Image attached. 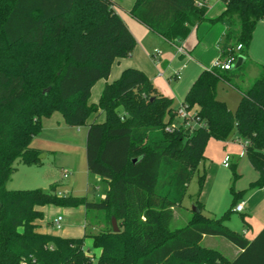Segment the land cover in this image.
<instances>
[{"label":"trees","instance_id":"trees-1","mask_svg":"<svg viewBox=\"0 0 264 264\" xmlns=\"http://www.w3.org/2000/svg\"><path fill=\"white\" fill-rule=\"evenodd\" d=\"M221 1L224 10L210 19L226 26L219 48L225 53L241 44L238 54L245 62L255 25L264 20V0ZM117 6L113 0H0V264H264V226L247 238L225 224L239 193L233 192L220 217L204 215L196 199L189 222L170 226L210 138L242 141L259 174L250 187L263 186L264 66L248 87L238 89L235 111L217 98L216 88L220 80L231 84L239 75L214 67L202 70L180 106L195 109L188 118L193 128H169L180 107L135 67L106 82L97 103H90L94 83L106 79L113 61L130 56L135 45ZM206 10L197 0H135L129 14L173 41L186 38L206 19ZM55 111L70 126L86 125L91 114L104 113L103 121L87 124L85 140L87 169L106 182L102 198L60 196L56 182L46 193L5 187L16 162H42V150L31 141L42 119ZM229 168L237 176L236 164ZM204 179L205 173L199 175L200 189ZM46 204L83 205L85 216L105 215L103 226L90 232L94 225L88 222L80 237L41 232L39 207ZM205 235L224 237L238 253L230 259L202 245ZM88 237L99 249L97 256L85 248Z\"/></svg>","mask_w":264,"mask_h":264},{"label":"rangeland","instance_id":"rangeland-1","mask_svg":"<svg viewBox=\"0 0 264 264\" xmlns=\"http://www.w3.org/2000/svg\"><path fill=\"white\" fill-rule=\"evenodd\" d=\"M120 8L121 6L118 4L116 9ZM253 37L249 51L252 61L250 62L247 59L239 67H232L230 69L235 75H239V78L230 79L232 85L226 83L224 80H220L217 84V98L224 101L232 111H235L240 100V92L238 89L243 90L248 87V83H252L260 74L261 64L264 66V25H261L259 22L256 24ZM222 41L223 35H220L214 44L204 43V45L200 42L199 46L193 51L194 59L201 56V60L198 58L201 63L211 61V64H213L216 58L219 57L216 46L220 47L219 43ZM176 47L177 45H164L161 51L166 52V56H169L168 59H170L176 53ZM194 59L189 57L186 63V65L188 64V70L190 72L193 71V73L195 69L200 67V63ZM159 72V70L155 71L159 78L169 83V81L164 79L162 74L160 75L161 72ZM180 74L181 76L183 75V70L180 71ZM170 83L173 85L175 80L171 79ZM172 98L174 106L176 108L180 107L182 100L176 96ZM94 99L97 98L91 95L90 101H95ZM194 111V108L189 110V115H192ZM54 113L55 115L51 116L44 130H41L35 135L36 137L32 139L31 143L32 146L46 151L47 154L45 153L46 155L43 156L42 163L40 165H22L16 162L15 166H17V170L6 182L5 187L7 189L41 188L47 190L51 183L57 182L58 188L56 191L60 196L72 195L86 196L88 199L99 198L100 194H96L95 191L96 182H99L102 191L106 188V182L98 175L87 170L85 153L86 126L83 125L77 128L64 123L57 126L56 118L60 120L62 115L57 111ZM189 115L181 117L180 114H177L175 120L169 125V128L180 125L193 128L195 122L188 120ZM98 118L104 120V115L100 114ZM185 119L187 120L186 122L183 121ZM209 140L211 142L209 145L208 142L206 144L208 147L204 153L205 159L200 161L197 170L194 171L181 204L175 206L173 209V218L170 223L172 228L183 227L189 222L193 216V207L196 199L202 203V213L204 215L220 217L230 207L233 192L239 193L237 201L240 202L242 200L247 201L250 194H256L260 190L259 187H250V183L255 181L259 174L250 165L245 154L241 155L240 145L227 143L223 149L219 140L214 138H210ZM226 155L230 158L229 166L233 163L236 164L237 176L235 177L232 175L229 166H224L222 163ZM63 172H66L67 175L63 176ZM203 173H205V179L200 189L199 175ZM248 201L254 203L256 209H259L261 203H264V190L262 193H257L251 197ZM83 208V205H79L75 208V213L72 214L70 208L67 207L54 204L42 206V210L44 211L43 230L56 235L80 237L88 230V227L85 228V224L91 222L94 228L90 229V232L97 231L99 227L103 226L105 215L101 212H91L83 216L81 212ZM242 214H245L247 218L249 212L246 208L242 212H236L233 209L225 224L231 230L239 233L249 231L247 235L249 238L251 237V228L247 229L246 226H243ZM57 216L62 217L59 228L54 224ZM201 244L219 250L230 259L238 252L232 243L221 236H207L201 241ZM85 248L90 249L91 253L89 254L92 256H95L92 252L98 249L92 247V239L89 237L86 238Z\"/></svg>","mask_w":264,"mask_h":264},{"label":"crops","instance_id":"crops-1","mask_svg":"<svg viewBox=\"0 0 264 264\" xmlns=\"http://www.w3.org/2000/svg\"><path fill=\"white\" fill-rule=\"evenodd\" d=\"M114 1L121 6V8H120L121 10L116 9V11L121 16V18L123 19V21L127 25L128 29L130 30V32L134 36L135 45L133 47V50H132L130 56L118 58V59H115L113 61L111 68H110V73L106 79L102 78V79L97 80L94 83V85L91 88L90 97H91V95H93L94 98H97V99H94L95 101H90V98H89V102L90 103H97L98 98L100 96V93H101L105 83L111 82L114 79H116L120 75L121 71L127 67H135V68L143 70L147 74V76L150 78V80L152 81V83L154 84V86L157 88V90L159 92H161L162 94H164L170 98L176 96L177 98H179L180 100L183 101L185 94L187 93L188 89L190 88V86L192 85L194 80L197 78L199 73L206 68L212 67L211 61H208V62L204 61L205 63H201L200 62V60L202 59L201 56L196 57L197 59H194L195 57L193 55V51L196 47L199 46L200 42H202V44H204V43L214 44V42L217 40V37H220V35L221 36L223 35V37H224V32L226 30V26L224 25V23L217 22V21L216 22L210 21V19H215L222 13V11L225 8L223 2L221 0H197V1H204L205 5L207 7V10L205 13L206 19L204 21H202L201 23H199L198 25L194 26L186 38L175 39L173 41H169V40L163 38L162 36L158 35L157 33L153 32L152 30L148 29L146 26H144L142 23L137 21L134 17H132L129 14V9L131 8V6L133 5L135 0H114ZM258 22L261 23V25H264L263 19L257 21V23ZM255 27H256V25H255ZM254 30H255V28H254ZM254 30H253V34H252V40L254 38L253 37L254 36ZM252 40H251V43H252ZM251 43H250V45H251ZM164 45H168V46H173V45L176 46L177 45L176 53H174V55L171 56L170 59H168L169 56H166V52L161 51ZM250 45L247 49V56H248L247 59H249L251 62L252 59L250 58V55H249V51L251 49ZM180 47L186 53L181 52L179 50ZM216 47H217V55H220V48L218 46H216ZM155 50H158V54L154 53ZM189 57L193 58L195 61L200 63V67H198V69H195L194 73H193V71L190 72L188 70V64L186 65ZM243 62H244V60H243ZM261 66H263V65L261 64ZM156 70H159L161 72V73L159 72L160 75L162 74L164 79L169 81V83H166V82H164V80L159 78L158 75L155 73ZM182 70H183V75L181 76L180 71H182ZM171 79L175 80V83L173 85L170 83ZM250 84L251 83H248V86ZM100 114L104 115V113L102 111H98V112L93 113L89 116V118L87 119L86 125H85L86 126V133H87V124H90L92 122H101L102 119L98 118V116ZM52 115H55V113H52L49 117L42 119V129H41L42 131L44 130L48 121L51 119ZM91 116H93L92 119H90ZM63 123L66 124L63 120V117L60 120H59V118L58 119L56 118L57 126H60ZM75 127L80 128L81 126H75ZM35 137L36 136H34L32 139H34ZM219 141L221 142L223 149L225 148L227 143H233V144L236 143V144L240 145V147H241V150H240L241 155L245 154V150L243 148L242 141L235 139L234 136H230L225 141H221V140H219ZM210 142L211 141L209 140L208 145ZM31 143H32V141H31ZM208 145H206L204 153L207 151ZM33 147L42 150L39 147H35V146H33ZM45 153H46V151L42 150V152L40 154L41 160H42L43 156H45L47 154V153L46 154ZM204 156H205V154H204ZM40 164H36V165H40ZM22 165H24V164H22ZM259 188H260V190L258 192H256V194L260 193V192L262 193V191L264 190V184L262 187H259ZM105 189L106 188H104V190L102 191V187L99 186V182H96L95 191H96V194H100V197L96 198V200L102 198V196L105 192ZM256 194H253V193L250 194V196L247 199L250 200V198L255 196ZM248 200L247 201L242 200V201L244 202V209L246 208V210H248V212H249V215L246 218V220L250 225L249 228H251V234H250L251 237H249V238H252L264 226V203H261V207L259 209H256L255 204L250 203ZM67 208H70L71 213L74 214L75 213L74 210L77 207H67ZM39 209L42 210V207H39ZM258 210H260V211H258ZM81 212L83 213V216H85L84 208ZM43 213H44V211H43ZM206 216H208V215H206ZM209 217H213V216H209ZM43 222H44V218L41 221V224H40L38 230L41 232L49 233L48 231L43 230V228H42ZM243 232H244L245 236L247 237L249 231H243ZM50 234H54V233H50ZM54 235H56V234H54ZM60 236H63V235H60ZM207 236H211V235L203 236L202 240ZM63 237H67V236H63ZM70 237H72V236H70ZM89 253H91V251H89ZM92 253H94V255L97 256L99 253V249H97V251L95 249Z\"/></svg>","mask_w":264,"mask_h":264},{"label":"built area","instance_id":"built-area-1","mask_svg":"<svg viewBox=\"0 0 264 264\" xmlns=\"http://www.w3.org/2000/svg\"><path fill=\"white\" fill-rule=\"evenodd\" d=\"M197 3H198V5H202L204 3V1H197ZM241 48H242L241 44H236L235 46L227 47L225 53L220 50V55L213 62L212 67L219 69V70H224V71L232 69V67H234L235 63L238 60V56H239L238 52ZM179 50L183 53H186L181 47L179 48ZM154 53L158 54V50H155ZM178 114H180L181 117L189 115V113L184 109V107L179 108ZM243 148H244V144H243ZM229 161H230V158L228 155H226V156H224L222 163L224 166H229ZM66 175H67V173L63 172V176H66ZM233 209L236 212H242L244 209V202L243 201L238 202L234 206ZM61 220H62V217L57 216L55 221H54V224L58 228L61 226Z\"/></svg>","mask_w":264,"mask_h":264},{"label":"water","instance_id":"water-1","mask_svg":"<svg viewBox=\"0 0 264 264\" xmlns=\"http://www.w3.org/2000/svg\"><path fill=\"white\" fill-rule=\"evenodd\" d=\"M243 60H244V57H243L242 55H239V56H238V60H237V62L235 63L234 67H239V66L242 64ZM39 157H41V156L39 155ZM42 191H43L44 193L47 192L46 189H42ZM193 210H196V208L193 207ZM111 223H112L113 230H114V231H117V230H118V226H117V223H116V219H115L114 217L111 218Z\"/></svg>","mask_w":264,"mask_h":264}]
</instances>
